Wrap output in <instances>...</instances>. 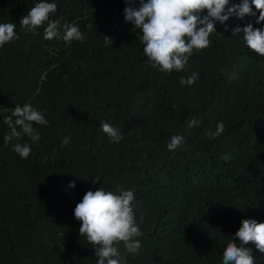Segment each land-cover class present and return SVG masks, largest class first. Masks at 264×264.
<instances>
[{
    "label": "trees",
    "instance_id": "16d2710c",
    "mask_svg": "<svg viewBox=\"0 0 264 264\" xmlns=\"http://www.w3.org/2000/svg\"><path fill=\"white\" fill-rule=\"evenodd\" d=\"M38 2L0 0V23H16L20 37L0 48V264H96L74 210L101 187L135 193L143 247L133 256L119 245L127 264H222L225 238L243 220L264 223V56L232 34L249 22L264 29L259 13L217 22L210 46L194 50L185 71L165 74L147 63L125 0H48L57 4L50 18L78 24L83 43L45 40L43 27L22 31L21 17ZM192 72L195 84L182 86ZM26 102L48 124L36 126L41 139L22 159L15 139L4 142L3 117ZM219 121L224 132L209 139ZM104 122L120 129L119 143ZM173 135L184 143L170 152ZM245 247L264 264L254 243Z\"/></svg>",
    "mask_w": 264,
    "mask_h": 264
},
{
    "label": "clouds",
    "instance_id": "9594fccd",
    "mask_svg": "<svg viewBox=\"0 0 264 264\" xmlns=\"http://www.w3.org/2000/svg\"><path fill=\"white\" fill-rule=\"evenodd\" d=\"M128 5L124 9L125 21L133 24L132 31L139 30L140 41L144 45L143 54L147 63L161 73L185 71L194 50L199 51L210 46V35L216 33V23L224 25L235 15L239 20L245 17H257L256 24L264 22V0H240L239 4L230 0H140L139 7L134 6V0H125ZM253 8L255 11H253ZM57 12V4L48 0H39L27 13L21 17L19 25L25 33L37 34L43 27L45 40H63L65 42H84L85 36L78 24L52 20L50 17ZM207 13L204 15V13ZM46 25V26H45ZM94 25H89L91 28ZM17 24L13 22L0 23V48L14 43L20 37L16 33ZM243 34V43L247 48L260 56H264V29L254 28L251 22L233 30V37ZM217 34V33H216ZM106 45L114 41L103 36ZM199 74L192 72L187 78L181 76L179 83L192 86ZM11 114L3 117V123L9 131L4 136L7 145H12L14 153L22 159H27L32 145L41 139L36 126H47L48 121L42 111L30 103L22 106L17 104L10 110ZM192 119L190 127L197 125ZM101 130L112 143H119L124 137L118 127L109 122L102 123ZM225 130L223 121L216 123L215 131L207 130L204 134L209 139L218 138ZM27 137L32 143L22 142ZM69 143L65 138L61 147ZM184 143V137L173 135L167 149L175 152ZM231 160L230 155L221 157ZM92 184L100 182V175H95ZM75 182L68 187L75 188ZM135 193L132 190L120 189L119 193L106 191L104 187L96 191L89 190L74 210L75 218L81 222L79 233L95 251L96 264H127L121 257L119 245L133 256L139 254L143 245L138 237L143 235L134 215ZM238 238L240 243L235 242ZM223 250L222 264H256L251 249L245 247L249 242L255 244L257 250L264 253V223L254 219H245L233 239H228Z\"/></svg>",
    "mask_w": 264,
    "mask_h": 264
}]
</instances>
